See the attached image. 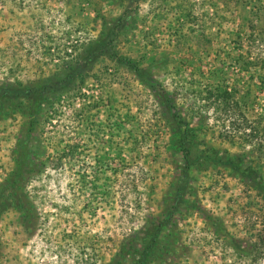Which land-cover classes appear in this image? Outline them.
<instances>
[{"label":"rangeland","instance_id":"rangeland-1","mask_svg":"<svg viewBox=\"0 0 264 264\" xmlns=\"http://www.w3.org/2000/svg\"><path fill=\"white\" fill-rule=\"evenodd\" d=\"M60 73L24 182L35 223L0 212V264H108L167 215L185 127L188 183L144 263L264 264V191L247 177L264 179V0H0V82ZM27 119L0 112V181Z\"/></svg>","mask_w":264,"mask_h":264},{"label":"trees","instance_id":"trees-1","mask_svg":"<svg viewBox=\"0 0 264 264\" xmlns=\"http://www.w3.org/2000/svg\"><path fill=\"white\" fill-rule=\"evenodd\" d=\"M95 40L97 47L102 50L103 39L96 38ZM119 58L124 61L122 57ZM125 62L134 68L141 81L154 88L159 94L154 77L149 72L145 73L142 67L132 59L128 58ZM61 74L47 75L40 81L32 83L0 82V112L9 106H14L28 115L25 131L19 137L14 148V166L0 181V212L7 204L13 205L20 210L21 222L24 225H33L37 216L33 201L24 187L25 180L35 174L40 167L38 160L40 144L36 136V125L41 115L44 114L46 106L51 102L50 100L57 95V91L66 87L70 82L69 73ZM166 100L169 101V106L170 103L173 105L170 97H166ZM188 128L185 127L183 137L181 136L175 142V145L183 151L184 163L179 170V177L173 185L170 197H165L169 202L167 209L164 210L165 215H167L162 218L152 217L153 224L151 226H141L137 233L123 238L108 264H127L124 261V257L127 255H132L134 258L129 264H145L144 259L148 253L153 251L163 224L170 221L172 213L179 207L182 200L181 193L188 183V169L191 163L188 155L193 146L189 144L191 138ZM240 157V155L226 157L224 160L232 162L234 159L235 161L240 160ZM235 161L233 163L236 164ZM247 177L252 180L255 186L264 191V179L262 177L257 173L254 175L247 174ZM188 204L204 212L203 207L197 203L188 201Z\"/></svg>","mask_w":264,"mask_h":264}]
</instances>
